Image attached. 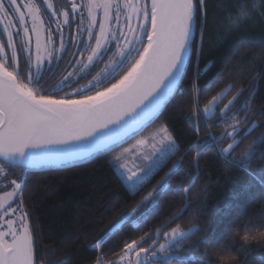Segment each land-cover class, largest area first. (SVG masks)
Listing matches in <instances>:
<instances>
[{
    "label": "snow or ice",
    "instance_id": "snow-or-ice-1",
    "mask_svg": "<svg viewBox=\"0 0 264 264\" xmlns=\"http://www.w3.org/2000/svg\"><path fill=\"white\" fill-rule=\"evenodd\" d=\"M205 6L206 0H67L59 4L55 0H0V264H42L24 208L27 171L72 167L111 152L158 119L176 95H183L181 85L190 69V90L194 93L190 121L197 139L185 154L194 152L193 170L198 169L200 157L208 151L221 153L228 166L245 167L246 162L257 159V152L264 161V132L252 138L238 158L234 156L238 138L244 140L256 127L253 121L241 135L242 122L251 112V95L235 111L243 89L222 107H218L220 93L203 108L199 105L200 96L222 75L218 73L200 85L203 69L192 60L194 54L198 62L202 54L203 26L197 42V23ZM240 15L249 16V12L241 11ZM259 15L264 17V11ZM77 16L79 23L71 34ZM54 35L58 36V46ZM67 52L75 58L74 63L69 61L74 71L63 75L49 94H39L37 86L55 74L64 59L61 53ZM105 56L109 59L87 85L56 98V92L86 79ZM210 121L222 125L223 131L200 136L202 126H213ZM224 141L230 142L221 147ZM145 147L147 152L143 151ZM179 150L169 127L161 125L138 146L128 149L133 161L139 163L133 162L130 167L128 159L115 156L109 165L121 184L136 193ZM17 168L23 171L11 178ZM183 168L182 156L144 199L163 195L170 189L171 175ZM186 175L193 178L183 184L187 196L194 171ZM258 179L264 185V173ZM180 189L177 185L176 191ZM147 211L141 217L146 218ZM190 227L198 229L199 225ZM190 236L191 232L182 230L179 224L170 232L156 229V238L145 233L125 243L116 261L107 260L101 237L93 245L99 250L94 264H198L196 256L179 255L184 251L182 242ZM200 241L203 249L210 247L207 234ZM207 256L206 250L200 252L203 264Z\"/></svg>",
    "mask_w": 264,
    "mask_h": 264
},
{
    "label": "trees",
    "instance_id": "trees-1",
    "mask_svg": "<svg viewBox=\"0 0 264 264\" xmlns=\"http://www.w3.org/2000/svg\"><path fill=\"white\" fill-rule=\"evenodd\" d=\"M217 5V0H206L205 8L198 15L197 42L201 24L203 26L202 54L198 62L194 54L192 60L203 69L198 78L200 85L207 84L222 72L216 83L200 96L201 108L218 93H222L218 101V107H222L238 89H243L235 103V111L241 109L251 95V112L242 122L241 135L252 127L253 121L256 127L244 140L238 138L239 147L234 153L238 158L246 144L264 132V116L261 115L264 113V17L255 23L233 26L230 21L233 7ZM23 64L24 59H21ZM61 67L44 82L45 85L56 78ZM93 74L94 71L82 80L87 81ZM191 76L192 69L181 85L183 95H176L158 119L106 155L63 169L27 171L24 208L30 217L42 264H94L99 250L93 245L101 237H104L102 251L111 261L121 254L125 243L145 233L153 234L154 238L156 229L163 233L177 224L181 228L199 225L190 238L182 242L184 251L179 253L196 256L198 264H203L200 237L205 234L210 247L223 240L225 247L240 251V264H264V246L251 245L242 249L238 241L228 240L225 236L235 224L242 230L264 229V185L258 179L264 173V161L258 158L257 152V159L246 162L245 167L228 166L221 153L208 151L200 157L198 169L193 170L194 152L189 150L185 154L188 145L197 139L190 121L194 96L190 90ZM82 80L80 82H84ZM250 90L254 91L250 93ZM61 93L56 92V97ZM240 115L244 113L241 111ZM209 123L213 126H202L200 136L223 131L222 125H216L215 121ZM160 124L169 127L180 150L140 191L132 193L121 184L109 161L145 129ZM228 142L224 141L220 146ZM182 156L184 168L171 175L170 189L155 199L145 200ZM22 171L17 168L13 174L18 177ZM188 171H194L195 179L186 196L183 184L193 179L186 175ZM177 185H181L180 191H176ZM189 202L190 206L186 207ZM134 208L136 212L132 211ZM146 209V218H143L141 214Z\"/></svg>",
    "mask_w": 264,
    "mask_h": 264
},
{
    "label": "rangeland",
    "instance_id": "rangeland-1",
    "mask_svg": "<svg viewBox=\"0 0 264 264\" xmlns=\"http://www.w3.org/2000/svg\"><path fill=\"white\" fill-rule=\"evenodd\" d=\"M56 3H67V0H55ZM77 2L79 3L80 0H77ZM219 3V5L217 6H220V7H223V8H231L233 7V11H234V14H232L233 16V19H230V21L233 23V26H237V25H242V24H250V23H255V21L258 19V18H263L259 15V12L260 11H264V0H217V4ZM241 11H247L249 12V16H241L240 13ZM254 14V15H253ZM251 17V18H250ZM47 17H45V20H46V23H47ZM85 21H86V17H85ZM79 23V16H77V18L72 22V28L70 30L71 34H75L76 32V25ZM53 31L55 30V24L53 23L51 25ZM65 33L66 35L69 34V29L67 28V26H65ZM85 36H86V33H85ZM6 39V37H5ZM53 39L56 41V46H58V36H55L53 37ZM20 51V46L18 44V53ZM9 55H10V50H9ZM26 53L21 57V59H24V62H25V59H26ZM61 55L64 57L63 61L60 63L59 65V69L61 67V70L58 72V75L56 76V78H53L50 82L49 85H45L44 82H42L41 84H39L37 86V89H38V92L39 94H49L52 87L54 85L57 84V82L62 78L63 75H65L67 72L69 71H74V69L72 68V63L75 62V58L71 55L70 52H67V53H61ZM109 59L108 56H105L104 60L100 62V64H98L92 71H94V74L92 76H95L97 72L100 71V69L103 67L104 63ZM69 61H71L72 63H69ZM91 71V72H92ZM90 72V73H91ZM91 76V78H92ZM91 78H89L88 80H90ZM118 78V77H116ZM82 79H79V82L81 81ZM88 80L87 81H84V82H80L79 84L78 83H74V88H78V87H81L83 85H87L88 83ZM106 86V85H105ZM74 88H65L63 91H61L62 93L61 94H58L56 98H61L65 95L66 92H72L74 90ZM222 95V93H221ZM221 97V96H220ZM162 124L160 125H156V126H153V127H149L148 129H145L140 135H138L131 143H129L127 146H125L121 151H119L117 154H115L113 156V158L115 156H122L124 157L125 159H128L129 160V166L131 167L132 166V163L135 162V163H139L138 160H135L133 161V157H131V155L128 154V149H132L136 146H138L139 144V141L145 139L146 137H149L157 128H159ZM144 152H147L148 149L145 147L143 149ZM15 171V170H14ZM13 171V172H14ZM11 174V178H16L17 176L15 174ZM172 228H170L169 230H167L166 232H170ZM182 230H188L190 232H192L194 229H192L191 227L189 228H181ZM161 232V230H160ZM154 238H156V232L154 234ZM159 243H164V240L163 239H159ZM119 256L111 261H116L118 260Z\"/></svg>",
    "mask_w": 264,
    "mask_h": 264
},
{
    "label": "clouds",
    "instance_id": "clouds-1",
    "mask_svg": "<svg viewBox=\"0 0 264 264\" xmlns=\"http://www.w3.org/2000/svg\"><path fill=\"white\" fill-rule=\"evenodd\" d=\"M228 240L238 241L240 248H248L251 245L264 246V229L242 230L239 224H235L225 233ZM208 252L206 264H240V251L232 250L230 247H225V242L222 240L219 244L206 247Z\"/></svg>",
    "mask_w": 264,
    "mask_h": 264
}]
</instances>
